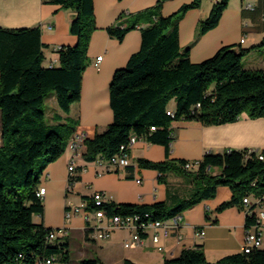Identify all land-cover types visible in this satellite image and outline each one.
I'll list each match as a JSON object with an SVG mask.
<instances>
[{"label": "trees", "instance_id": "1", "mask_svg": "<svg viewBox=\"0 0 264 264\" xmlns=\"http://www.w3.org/2000/svg\"><path fill=\"white\" fill-rule=\"evenodd\" d=\"M43 1L76 13L70 32L77 42L58 47L59 63L46 65L47 44L41 25H0V264H41L51 257L70 263L71 258L68 237L51 239L54 228L34 220L45 212L39 195L43 171L64 154L79 124L78 118L60 113L47 120L45 99L54 92L65 111L80 101L83 74L90 63L89 44L98 27L94 0ZM164 1L136 13L123 12L107 27L112 37L122 41L140 26L142 42L112 77L114 119L105 130L85 138L83 156L87 161L110 160L130 151L133 135L168 147L173 139L171 123L178 119L212 125L237 121L244 113L252 118L264 117V68L245 66L249 49L226 45L212 57L194 62L191 46L181 48L179 20L202 0H193L169 16L162 14ZM229 1L214 3L208 17L201 21L199 35L219 24ZM260 154L264 157V147L208 151L192 169L185 168L187 159L140 158L141 167L159 171L161 182H167L170 171L183 177L192 185L189 195L174 204L166 200L152 204L107 202L103 207L108 214L148 215L165 221L214 197L219 186L232 190L231 199L223 202L219 211L242 206L245 197L264 194V158ZM77 178L75 174L71 181ZM253 223L254 218L247 216V227ZM80 263L100 264L101 260L84 258ZM123 264L140 263L127 258ZM165 264H264V248L211 261L199 246L184 249L178 257L166 259Z\"/></svg>", "mask_w": 264, "mask_h": 264}, {"label": "crops", "instance_id": "2", "mask_svg": "<svg viewBox=\"0 0 264 264\" xmlns=\"http://www.w3.org/2000/svg\"><path fill=\"white\" fill-rule=\"evenodd\" d=\"M192 1L165 0L161 8L162 14L169 16L178 13L183 5ZM216 1L202 0L198 7L191 8L182 15L179 20L181 48L191 46V59L194 62H201L212 57L226 45H237L249 49L244 56L247 68H264L262 44L264 0H230L219 24L199 35L201 21L208 17ZM157 2L158 0H94L98 28L92 34L88 49L90 63L83 74L81 99L75 102L78 112L72 114L79 119L75 133L83 134L84 139L78 151H74L68 144L64 154L43 171L40 188L46 189L45 195L42 196L45 212L43 216L34 217L36 222L42 221L46 226L53 228L65 225L67 204L69 202L79 204L82 200H89L96 191L105 193L109 202L138 204H152L165 200L174 204L178 199L189 195L192 185L183 177L170 171L167 173V182H161L159 171L141 167L140 158L152 161L187 159L198 162L208 151L219 153L230 148L260 150L264 147V117L252 118L244 113L239 120L224 124L206 125L197 120H174L171 123L173 139L169 146L151 143L143 138L138 139L130 147L132 161L130 167L106 171L105 160L87 161L84 158L85 138H92L97 132L105 130L114 119L110 104L112 77L115 71L125 66L130 56L140 49L142 42L140 26L128 32L122 41L112 37L107 27L115 23L121 13H136L153 7ZM248 3H252L254 7L247 8ZM6 5L15 6H11V9ZM9 9L14 11L9 13ZM73 12L59 4L43 0H0V25L5 27L41 25L42 39L47 44L44 48L45 64H58L57 48L77 42V37L70 32ZM243 38L245 41L241 42ZM100 55L103 58L96 64ZM49 99L50 117L54 113L67 116L60 111L61 107L54 92ZM75 104L73 103L66 111L71 112ZM171 107H175L174 102L171 103ZM1 135L0 124V143ZM72 160L77 165L76 174L79 178L73 182L69 190V165ZM139 178L142 180L141 183L137 181ZM231 197L230 187L219 186L214 197L183 211L181 238L175 233L164 236L161 229L150 228L143 234L142 243L131 247L124 245L130 238L129 230L116 229L107 240L95 239L84 231L86 216L77 215L70 223L68 236L70 247L74 242L72 237L80 239L78 248L82 252L77 258L79 263L89 255L90 258L98 257L101 260L100 264H123L127 258L140 264H165L166 259L178 257L184 249L199 246L203 248L209 260L216 261L228 254L241 251L246 238L245 208L235 205L218 210V207ZM262 227L264 232V225ZM200 230H205V235H200L198 233ZM156 231L160 233L158 243L154 242L152 237ZM159 245L164 249L159 250ZM71 262L72 255L70 264ZM54 264H62V261L57 259Z\"/></svg>", "mask_w": 264, "mask_h": 264}, {"label": "built area", "instance_id": "3", "mask_svg": "<svg viewBox=\"0 0 264 264\" xmlns=\"http://www.w3.org/2000/svg\"><path fill=\"white\" fill-rule=\"evenodd\" d=\"M247 8H253L252 3L246 5ZM52 27V25H50ZM245 38L241 40L244 42ZM103 56L97 57L98 64L102 60ZM172 114L171 110L168 111ZM156 129L152 126V130ZM84 135L81 133H75L69 141L70 147L74 151H78L82 145ZM139 138L135 135L131 136L129 141V147H131ZM260 158H264L260 154ZM132 165L131 157L129 151L122 153L119 156L113 157L110 160H105L104 166L106 171H113L119 167H129ZM186 169H192L197 166V162L189 161L184 165ZM77 171V165L74 160L69 165V190H71V185L73 182V176H75ZM139 183L142 180L137 179ZM46 189L44 187L40 188L39 195H45ZM109 202L105 193L101 191H96L89 200H82L79 204H74L69 202L65 209V225L54 228L50 233V238L55 239L57 237H68L70 234V223L72 219L77 215L84 214L86 216V226L85 232H88L92 238L107 240L111 237L112 232L116 229H127L130 231V238L124 242L126 247H131L134 244L142 243V236L150 228L161 229L164 236H171L172 234H177L178 238H181L180 225L182 219V213L175 215L174 217L162 221L144 218L142 215H123V214H108L106 209L103 207L105 203ZM90 205L93 207L90 208ZM247 216L254 218V223L247 227L245 242L241 247V251L250 253L254 248L260 247L264 248V194L261 197L258 196H247L243 200V205ZM200 235H205V230H200L198 232ZM153 241L158 243L160 241V233L156 231L152 235ZM159 250H163L162 245L158 246ZM56 261L55 257L48 258L44 264H54ZM62 264H70L68 262H62Z\"/></svg>", "mask_w": 264, "mask_h": 264}, {"label": "rangeland", "instance_id": "4", "mask_svg": "<svg viewBox=\"0 0 264 264\" xmlns=\"http://www.w3.org/2000/svg\"><path fill=\"white\" fill-rule=\"evenodd\" d=\"M91 38H92V36H91ZM90 42H91V40H90ZM90 45V44H89ZM51 94H52V92H50L48 95H47V97H46V99H45V103H46V110H47V120L48 119H50V116H49V111H50V109H51V103H50V99H49V97L51 96ZM75 104V103H74ZM73 104H71V106H72ZM60 111L64 114H66L67 116H72V114L73 113H76V112H78V106H77V104H75V106H73V108H72V111L71 112H67V111H65L64 109H62V108H60ZM74 117V116H73ZM73 236V235H72ZM72 240L74 241L73 243H72V247H70V250H71V255H72V264H80L79 262H78V260H77V258H79L80 257V255H81V252H82V250L81 249H79L78 248V245H80V243H81V241H80V239H74L73 237H72ZM87 258H90L89 257V255L87 256Z\"/></svg>", "mask_w": 264, "mask_h": 264}, {"label": "bare ground", "instance_id": "5", "mask_svg": "<svg viewBox=\"0 0 264 264\" xmlns=\"http://www.w3.org/2000/svg\"><path fill=\"white\" fill-rule=\"evenodd\" d=\"M19 1H20V0H19ZM10 2H11V1H10ZM14 3H15V1L12 2V4H14ZM18 3H19V2H18ZM9 4H11V3H9ZM6 6H9V5H6ZM11 6L14 7L15 5H10L9 7L11 8ZM16 7H17V6H16ZM7 9H8V7H7ZM11 9H12V8H11ZM14 9H16V8H14ZM9 10H10V9H9ZM11 11H12V10H10L9 13H10ZM13 11H14V10H13ZM13 11H12V12H13ZM15 11H16V10H15ZM6 12H7V10H6ZM16 12H18V10H17ZM1 13H2V12H1ZM3 14H4V13H3ZM14 14H18V13H14ZM5 16H6V15H5ZM12 16H13V14H12ZM2 17H3V19H4V16H3V15H2ZM7 17H8V16H7ZM14 17H15V16H13L12 18H14ZM0 19H1V18H0ZM10 19H11V18H10Z\"/></svg>", "mask_w": 264, "mask_h": 264}, {"label": "water", "instance_id": "6", "mask_svg": "<svg viewBox=\"0 0 264 264\" xmlns=\"http://www.w3.org/2000/svg\"><path fill=\"white\" fill-rule=\"evenodd\" d=\"M75 16H76V13H75V12H73V13H72V16H71V17H72V19H73ZM236 49H237V48H234V50H236Z\"/></svg>", "mask_w": 264, "mask_h": 264}]
</instances>
